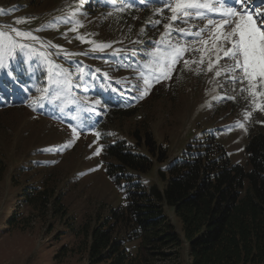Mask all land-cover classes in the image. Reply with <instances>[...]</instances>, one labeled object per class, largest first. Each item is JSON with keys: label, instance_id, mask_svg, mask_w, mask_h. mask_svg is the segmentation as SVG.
<instances>
[{"label": "rangeland", "instance_id": "rangeland-1", "mask_svg": "<svg viewBox=\"0 0 264 264\" xmlns=\"http://www.w3.org/2000/svg\"><path fill=\"white\" fill-rule=\"evenodd\" d=\"M154 1L0 0V32L26 45L0 70V85L17 71L35 75V93L26 104L0 106V168L4 171L0 180V264H91L88 236L111 210L125 206L128 178L134 177L147 188L165 187L160 173L167 175L169 165L194 154L210 132L234 162L247 165L245 147L256 132L264 131V110L254 109L248 94L241 92L245 85L232 83L223 72L215 76L218 67L229 62L221 59L219 66L208 71V61L215 56L204 54V63H199L202 53L193 49L204 46L192 43L196 37L173 34L172 43L186 46V60L196 62L183 64L165 79L163 92L154 90L151 95L154 82L148 89L150 95L144 93L143 77L152 81L162 62L151 53L157 47L168 50L166 42H161L166 32L164 15L154 8L151 17L141 19L144 13L139 11L128 22L121 21L128 8L151 9ZM250 2L259 8L257 0ZM156 20L161 23L153 27ZM205 25L206 21L195 20L191 27L197 31ZM13 28L37 39L15 37ZM81 36L92 43L83 42ZM97 44L111 47L93 51ZM138 59L143 63L137 67ZM44 88L47 93H42ZM51 88L56 95L48 98ZM98 93L114 99L123 95L137 106L135 114L106 125L105 141L97 137L95 125L84 127L82 117L88 113L95 120L105 114ZM246 113L251 115L246 118ZM241 123L243 128L238 126ZM146 132L164 151V162L158 160V152L153 156L139 142ZM108 143L125 144L145 156L151 161L148 172L127 170V178L113 179L107 167L115 166L114 162L103 152ZM26 189L37 195L44 191L48 206L33 208L25 200ZM164 209L182 234L174 210L167 205ZM135 247L130 245L133 252ZM180 261L191 264L187 243Z\"/></svg>", "mask_w": 264, "mask_h": 264}, {"label": "trees", "instance_id": "trees-1", "mask_svg": "<svg viewBox=\"0 0 264 264\" xmlns=\"http://www.w3.org/2000/svg\"><path fill=\"white\" fill-rule=\"evenodd\" d=\"M154 8L163 13L162 22L167 23L166 17L171 12L167 2L163 1H154L151 9L128 8L121 22L140 15L139 11L144 13L141 19L151 17L150 10ZM188 55L189 52H185L171 75L183 66ZM138 60L137 67L143 63L142 59ZM148 70L153 71L150 67ZM166 80L153 85L151 95L154 90L163 92ZM149 91L146 95H150ZM33 93L35 75L14 72L13 77L1 82L0 106L24 105ZM50 95L54 96L56 92L52 90ZM98 95L105 113L103 117L97 120L89 115L83 117L87 126H96L101 141H105L106 125L113 124L115 118L135 114L137 106L126 108L124 97L114 99ZM207 138L194 149V154L169 165L167 175L160 173L165 187L154 184L147 188L133 180L134 177L128 178L125 206L111 210L88 236L91 264H182L185 243L189 247L191 264L264 263V131L256 132L246 145L247 165L234 162L216 141L215 134L210 132ZM138 140L153 156L158 152V160L164 162L166 155L151 133L146 132ZM103 149L105 158L114 162L115 166L107 167L113 179L127 178V170L147 173L151 167L149 159L133 153L125 144L108 143ZM3 172L0 168V180ZM121 181L118 180V184ZM45 194L41 191L37 195L32 189L24 191L26 202L33 208L48 206L49 199ZM165 205L180 219L182 234L166 215ZM133 243L135 252L130 248Z\"/></svg>", "mask_w": 264, "mask_h": 264}, {"label": "snow or ice", "instance_id": "snow-or-ice-1", "mask_svg": "<svg viewBox=\"0 0 264 264\" xmlns=\"http://www.w3.org/2000/svg\"><path fill=\"white\" fill-rule=\"evenodd\" d=\"M167 7L171 15L166 17L169 22L163 25L166 32L161 37V42H166L168 50L162 52L157 47L151 53L152 56L160 57L162 62L157 64L159 75L154 76L152 81L143 77L144 93H147L154 82L170 79L175 65L189 50L179 41L172 43L171 37L179 32L182 36L196 37L197 39L192 43L204 46L203 49H193L202 53L199 63H204V54L215 56L214 61L212 59L208 61V71H212L214 65L219 66L221 59L229 62L225 66L218 67L215 76L219 77L223 72L232 83L245 85L241 88V92L248 94L254 109L264 110V13L259 12L256 7H251L249 0H167ZM195 20L206 21L205 27L193 31L191 24ZM21 22L23 21H17V23ZM152 23L155 27L161 21L156 20ZM12 32L15 37L22 39H37L30 32H22L15 28ZM78 38L83 42L92 43L82 36ZM25 47L26 45L17 43L12 35L0 32V70L6 68L8 62ZM108 47L111 45L97 44L92 50L104 51ZM195 62L183 60L185 67ZM41 91L47 93L48 89L44 88ZM245 115L248 118L251 113ZM238 126L244 127L242 123ZM72 131L75 135H79L75 127ZM96 135L99 138V133ZM99 153L100 149L97 150L96 155Z\"/></svg>", "mask_w": 264, "mask_h": 264}]
</instances>
